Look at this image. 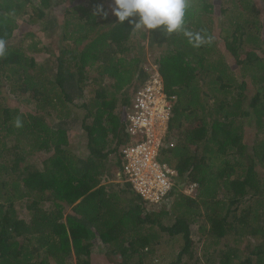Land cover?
<instances>
[{
    "label": "trees",
    "instance_id": "1",
    "mask_svg": "<svg viewBox=\"0 0 264 264\" xmlns=\"http://www.w3.org/2000/svg\"><path fill=\"white\" fill-rule=\"evenodd\" d=\"M104 1L0 0V264H99L98 247L106 264H149L157 230L181 236L170 264H188L197 225L199 242L218 253L207 251L206 264H264V0H216L218 16L215 0H192L187 27L215 38L199 48L183 34L134 31ZM150 57L174 98L162 153L179 172L171 212L145 213L147 201L115 183Z\"/></svg>",
    "mask_w": 264,
    "mask_h": 264
},
{
    "label": "built area",
    "instance_id": "2",
    "mask_svg": "<svg viewBox=\"0 0 264 264\" xmlns=\"http://www.w3.org/2000/svg\"><path fill=\"white\" fill-rule=\"evenodd\" d=\"M150 76L136 92L127 114L126 131L131 141L122 147L121 159L125 181L144 200L158 205L172 193L177 176L174 169L161 161L174 98L165 93L158 70ZM194 187L191 185L188 192Z\"/></svg>",
    "mask_w": 264,
    "mask_h": 264
},
{
    "label": "clouds",
    "instance_id": "3",
    "mask_svg": "<svg viewBox=\"0 0 264 264\" xmlns=\"http://www.w3.org/2000/svg\"><path fill=\"white\" fill-rule=\"evenodd\" d=\"M36 2H38V0H36ZM191 5L192 0H114L110 5V8L112 14L118 18L120 24L128 21L133 26L134 31L143 30L150 33V30H159L168 37H171L173 34H183L187 38L189 44L195 48H199L204 44L211 45L215 39L212 35H207L205 37L201 32H194L187 27L186 14ZM64 13L60 16H63ZM94 15H102L106 19L109 13L104 10L102 5H98L94 11ZM6 54L7 41L0 38V59L4 58ZM15 126H23L19 117L15 120ZM128 137L130 138L129 134ZM168 145L169 144L167 143L166 146ZM166 146H164L163 150ZM163 150L161 152V161L165 162L163 161L164 158L162 156ZM167 164L172 168L169 163ZM173 169L177 172V180L179 172L175 168ZM122 180L129 184L125 181L124 177ZM190 186L185 189L187 194H190L188 192ZM147 203L150 204L149 202Z\"/></svg>",
    "mask_w": 264,
    "mask_h": 264
},
{
    "label": "rangeland",
    "instance_id": "4",
    "mask_svg": "<svg viewBox=\"0 0 264 264\" xmlns=\"http://www.w3.org/2000/svg\"><path fill=\"white\" fill-rule=\"evenodd\" d=\"M113 2H114V0H105L104 1V5L106 7H108V8H110V5ZM219 8H220V5L215 0L213 2V10H214V14L216 16H218L217 12H219ZM263 9H264V7L260 8L261 11H263ZM110 10H111V8H110ZM52 11L55 14L60 16V15H62L65 12V6L64 5H54L53 8H52ZM219 19L221 20V18H219ZM29 28H31L30 30H32V32H38L39 23L30 25ZM21 29H22V25H18L17 28H16V31L14 32V38L15 39H18L21 36V33H22ZM55 32H56L55 36H58L59 33H60V29L56 30ZM52 35H53V33H48L47 35L43 34L41 36L44 37V40H45L46 43H49V40H48L47 36H52ZM27 37H26V35L25 36L22 35V38H24V39L27 38ZM37 38H39V37H36V39ZM148 60H149L148 61L149 62V66L145 65L146 70H151V71L153 70L152 72H156L158 69H156L155 67L150 65V64H152L151 57ZM234 68H235V66H234ZM108 87L110 88V90L112 92L115 91V89L112 86H108ZM120 96H118V98H120ZM89 100L90 99L86 97L84 99H78L76 101H77V104L81 105L83 103L89 102ZM76 111H78L79 113H83V110L77 109ZM50 122L51 123H55V119L51 118ZM78 125L79 126L81 125V121L78 123ZM75 130L77 131V133H76L77 135L84 134V133H82L83 130H81L80 127L75 128ZM84 135L83 136L73 137V140H72L73 141V144H72L73 146H75L77 143H80L78 146L75 147V152L84 150V148H85V146L87 144V139H86V136H84ZM166 145H167V143L165 142V146ZM168 146H166L165 148H167ZM173 168L174 167H172V169ZM118 182H121L122 185L127 186L126 183L123 180L122 181H116L115 183H118ZM116 189L117 188H115V187H113L112 189H107L108 190L107 193L114 194L116 192ZM129 196L130 195L127 194L126 196L125 195L122 196V198L123 197L129 198ZM171 201L172 200L168 197L165 201L161 202L158 205L148 204V206L145 207L146 210L144 212L145 213H147V212H157V211L161 210V208L163 207L164 204H166V205H168V207H170V208H167V210H168V212H171L172 211V208L170 206L171 205ZM123 205L126 207L128 205V202L126 201L125 203H123ZM17 210H18V214H19L20 217H23V218H27L28 217V213L29 212L25 208L21 209L20 203H18V205H17ZM169 220L171 221L172 219L169 218ZM197 227H198V225L196 227H192V230H193L192 231V234H193L192 238L197 243V245H196L197 251H196V254L192 255L193 258L191 260H188V262H187L188 264H206L205 255H206L207 251H209L212 254L218 255V253H216V246H214V245L210 246L209 244H206L205 242H199V239L201 238V236H198L199 233H197ZM156 232H158V235L156 234ZM154 233L158 237V239L156 240L158 243H156L154 245V247H155L154 248L155 249L154 254L151 257L148 258L149 264H170L171 262L176 261L177 254L182 249V246L184 244V241L182 240L181 236H177V237L171 238L167 234L160 233L158 230L154 231ZM222 245H224V243H222L221 246ZM217 249H218V247H217ZM101 250L102 249L99 248V247L96 248V252H97L96 255L98 256L97 260L99 259L98 260L99 264H106V261H105L106 259L105 258H101L102 255H103V252ZM198 259L200 260V263L197 262ZM216 259H219V257L216 256Z\"/></svg>",
    "mask_w": 264,
    "mask_h": 264
}]
</instances>
